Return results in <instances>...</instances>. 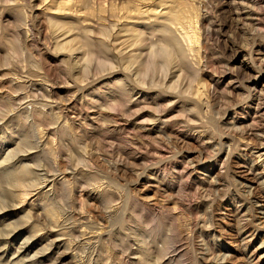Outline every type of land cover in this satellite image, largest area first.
Segmentation results:
<instances>
[{"label": "rangeland", "instance_id": "obj_1", "mask_svg": "<svg viewBox=\"0 0 264 264\" xmlns=\"http://www.w3.org/2000/svg\"><path fill=\"white\" fill-rule=\"evenodd\" d=\"M170 1L0 0V264H264V12L201 0L198 53L148 64Z\"/></svg>", "mask_w": 264, "mask_h": 264}, {"label": "bare ground", "instance_id": "obj_2", "mask_svg": "<svg viewBox=\"0 0 264 264\" xmlns=\"http://www.w3.org/2000/svg\"><path fill=\"white\" fill-rule=\"evenodd\" d=\"M80 1V0H79ZM84 2L83 3H85L86 4V8H88V9H90V11L92 10V7H91V2H90V0H83ZM94 1V0H93ZM130 1V0H129ZM133 2L134 1H140V3H141V0H132ZM145 0H143V2H144ZM153 1V0H152ZM193 1V2H192ZM192 1H190V0H174V1H170L171 3V5L169 4V6L167 7V5H168V3L166 4V10L165 9H162V11L163 10H165V11H163V12H161V11H159V13L160 14H158V16L160 15V17H158V19L160 20V22H159V24H158V26L154 29V31H156V39H151V40H146V35H147V33L148 32H145L144 30H141V31H139V29H138V31H134V32H132L133 33V36H134V39H135V42H137L138 43V45H139V43L140 42H143V41H151V43H150V45H151V50L149 51V57H147V58H150L149 59V62H148V64L149 63H151L152 61H154V59H156V58H162V59H165V61L168 63L169 61H171L174 57H175V55L176 54H178L179 55V53H185L187 56L189 55V53L190 52H193V54L196 52V53H198L197 51H199V49H198V47L201 45L200 44V41H201V35H202V32L203 31H201L200 30V28H199V26H198V24H199V20H200V6H201V4L203 3V1L201 2V0H198V1H200V2H197L198 3V5L194 2V0H192ZM233 1V3L234 2H236L237 3V0H232ZM250 2H251V0H250ZM131 3V2H130ZM136 3V2H135ZM239 3V2H238ZM82 4V3H81ZM84 4V5H85ZM99 4V3H98ZM206 4V3H205ZM235 4V3H234ZM252 4H254L256 7H257V9H260L259 11H261V12H264V0H252ZM63 5V4H62ZM67 5V4H66ZM65 5V6H66ZM135 5V4H134ZM133 5V6H134ZM136 5H138V4H136ZM232 5V4H231ZM237 5V4H236ZM88 6V7H87ZM165 6V5H164ZM63 7H64V5H63ZM67 7V6H66ZM101 7V6H100ZM137 7V6H136ZM135 7V8H136ZM255 7V8H256ZM70 8V7H69ZM165 8V7H164ZM235 8H236V6H235ZM102 9V8H101ZM138 9H139V7H138ZM156 9V8H155ZM256 9V10H257ZM70 10V9H69ZM68 10V11H69ZM131 10V9H130ZM93 11V10H92ZM135 11V10H134ZM140 11V10H139ZM259 11L257 12V13H259ZM137 12V10L135 11V13ZM142 12V11H141ZM157 12V11H156ZM256 12V11H255ZM254 12V13H255ZM260 12V13H261ZM102 13V12H101ZM140 13V12H139ZM233 13V12H232ZM254 13H252L251 15L253 16V15H255ZM117 14V13H116ZM137 14V13H136ZM227 14V13H226ZM249 14V13H248ZM132 15V14H131ZM138 15V14H137ZM141 15V14H140ZM143 15V14H142ZM157 15V14H156ZM207 15V14H206ZM251 15H249V16H251ZM260 15V14H259ZM91 16V15H90ZM234 16V15H233ZM257 16V15H256ZM129 17V15L127 16V18ZM132 17V16H131ZM134 17V16H133ZM132 17V19H134ZM153 17V16H152ZM130 18V17H129ZM149 18V17H148ZM156 18V17H155ZM223 18V17H222ZM228 18V17H227ZM231 18V17H230ZM158 19H157V21H158ZM226 19V18H225ZM232 19H234L235 20V24H236V26L239 28V29H241V26H243L244 24L245 25H247L246 23H244V21H243V19H244V17H243V15L242 14H240V12L239 11H236V13H235V16H234V18L232 17ZM88 20V19H87ZM86 20V21H87ZM153 20H155V19H153ZM152 20V21H153ZM223 20V19H222ZM231 20V19H230ZM258 20H260L259 18H258ZM85 21V20H84ZM91 21V20H90ZM151 21V20H150ZM210 21V20H209ZM97 22V21H96ZM101 22V21H100ZM210 22H212V21H210ZM214 22V21H213ZM220 22V21H219ZM218 21L217 22H214V23H219ZM263 22V21H262ZM88 23V22H87ZM94 23V22H93ZM153 23V22H152ZM157 23V22H156ZM223 23V22H222ZM225 23H227V20L225 21ZM211 24V23H210ZM209 24V25H210ZM219 24H221V23H219ZM249 24V26H251V27H254L255 29H257V31H262V30H264V24L263 23H260V24H258L257 25V23L256 24H253V22H249L248 23ZM125 25V24H124ZM213 25H215V24H213ZM205 26V25H204ZM212 26V25H211ZM95 27V26H94ZM135 27V26H134ZM134 27H133V30H134ZM219 27V26H218ZM223 27V26H222ZM245 27V26H244ZM207 29V28H206ZM216 29V28H215ZM219 29V28H218ZM130 31H131V29H129ZM136 30V29H135ZM207 33H209V34H211V32H210V30L208 29V32ZM221 33V32H220ZM261 33V32H260ZM88 34H89V32H88ZM204 34V33H203ZM91 36V35H90ZM129 36V35H128ZM209 37V36H208ZM207 37V38H208ZM94 38V37H93ZM92 38V39H93ZM148 38V37H147ZM205 38V37H204ZM213 38V37H212ZM95 39V38H94ZM209 39V38H208ZM102 40V39H101ZM202 40H203V38H202ZM207 40V39H206ZM253 41H254V39H253ZM134 42V41H133ZM205 42V41H204ZM204 42H201V43H204ZM104 43V42H103ZM149 43V42H148ZM94 44V43H93ZM145 43L143 42V45H144ZM142 45V44H141ZM142 45V46H143ZM146 45V44H145ZM205 45V44H204ZM141 46V47H142ZM254 46V45H253ZM146 47H148V46H146ZM205 47V46H204ZM204 47H202V48H204ZM208 48H209V46H207ZM206 47V49H208ZM137 48V47H136ZM200 48V47H199ZM201 48V49H202ZM198 49V50H197ZM251 49H252V47H251ZM197 50V51H196ZM209 50V49H208ZM139 51V50H138ZM144 51V50H143ZM201 51V50H200ZM133 52V51H132ZM135 53V52H134ZM137 53V52H136ZM142 53V52H141ZM182 53V54H183ZM138 54V53H137ZM181 54V55H182ZM190 54H192V53H190ZM202 54V53H201ZM201 54H197L199 57L200 56H202ZM250 54V53H249ZM178 55H176V56H178ZM195 55V54H194ZM136 56V55H135ZM138 56V55H137ZM143 56V55H142ZM189 56H191V55H189ZM182 57L183 58H185L183 55H182ZM193 57V56H192ZM196 59H197V57L196 56H194ZM135 58V57H134ZM180 58V56L178 57V59ZM202 57H200V59H201ZM140 59V58H139ZM143 59V58H142ZM195 59V60H196ZM199 59V60H200ZM205 59V58H204ZM207 59V58H206ZM205 59V60H206ZM198 59H197V61H199ZM202 60V59H201ZM204 60V61H205ZM196 61V62H197ZM139 62V61H138ZM195 62V61H194ZM199 62H201V61H199ZM198 62V63H199ZM263 62V61H262ZM262 62H260L262 65H263V63ZM140 63V62H139ZM155 63V62H154ZM183 63V62H182ZM200 65V64H199ZM197 66V65H196ZM167 67V66H166ZM200 68H201V66H199ZM142 70V69H141ZM198 70H201V69H198ZM146 75V74H145ZM135 79V78H134ZM164 79V78H163ZM214 82L216 83V81L214 80ZM212 82H210V84H211ZM206 83H204V85H205ZM209 84V83H208ZM215 85H217V84H215ZM206 86V85H205ZM214 86V85H213ZM207 87V86H206ZM216 88V87H215ZM252 88V87H251ZM255 88V87H254ZM202 89V88H201ZM127 90V89H126ZM197 91V90H196ZM208 91V90H207ZM200 92V91H199ZM206 92V91H205ZM210 93H212V92H210ZM214 94V93H213ZM252 93H250V95H251ZM207 95V94H206ZM211 97V96H210ZM253 98V97H252ZM205 99V98H204ZM212 99V98H211ZM254 99V98H253ZM214 100V99H213ZM259 104V103H258ZM259 107H260V105H259ZM208 110V109H207ZM261 111V108H258V111H257V113H259ZM36 115V114H35ZM59 115V114H58ZM263 117V116H262ZM261 117V118H262ZM62 118V117H61ZM264 118V117H263ZM67 121V120H66ZM70 122V121H69ZM259 121H255L254 123H258ZM257 125V124H256ZM67 126V125H66ZM69 126V125H68ZM252 126V125H251ZM254 126V125H253ZM252 126V127H253ZM234 130V129H233ZM251 135H257V136H255V137H258V138H260L259 140L262 142L260 145L261 146H264V139H263V137H261V135H263L264 136V134H262V131H261V134H260V129H259V131L258 130H253V132L251 133ZM201 139V138H200ZM47 142V141H46ZM49 146V145H48ZM246 147H247V149L249 150V151H251V154L252 155H254V154H257V155H255L256 156V158L258 159L257 161H259V163H258V166H255L254 164L253 165H251V167H250V171H252V173H254L255 174V176L256 177H259L260 179H263L262 180V182H261V186H260V188H261V191H262V193H263V195H264V149H262L263 147H260L259 149H257L258 147H254V146H252L250 143H247V145H246ZM255 150H258V151H255ZM263 150V151H262ZM255 152H257V153H255ZM193 165V164H192ZM191 166V165H190ZM29 167V166H28ZM28 167H24V168H21V170H19V171H16L17 173H15V179H13V180H15V184L16 185H18V186H20L21 187V195H22V197L24 198V194H26V193H28V191L26 190L28 187H32V184H31V182L30 183H27V182H25L26 180H25V178H24V176H26V173H28V171H29V169H28ZM187 168V167H186ZM189 168V167H188ZM172 169V168H171ZM184 169V168H183ZM32 171V170H31ZM184 171H186V170H184ZM164 173V172H163ZM189 175V174H188ZM27 177V176H26ZM13 178V177H12ZM32 180V179H31ZM40 181V180H39ZM56 181V180H55ZM54 181V182H55ZM13 182V181H12ZM11 182V183H12ZM33 183V182H32ZM36 183V182H35ZM44 183V186L43 187H41L40 185H38V187L40 186V188H41V190H43L44 188H45V183L47 184V183H49V179H47L45 182H43ZM212 183V182H211ZM31 184V185H30ZM185 184V183H184ZM213 184V183H212ZM48 185H50V184H47L46 186H48ZM214 185V184H213ZM53 186H54V183L52 182L51 183V186L50 187H52L53 188ZM181 186H182V184H181ZM212 187V186H211ZM37 188V187H36ZM190 188V187H189ZM197 189V188H196ZM40 190V189H39ZM109 191V190H108ZM188 191V190H187ZM31 192V191H30ZM28 193V196L29 195H32L31 193ZM250 192H251V190H250ZM252 193V192H251ZM15 194V193H14ZM37 194H38V192H37ZM37 194H35V195H37ZM46 194H47V192H46ZM253 195V194H252ZM14 196V195H13ZM18 196V195H17ZM26 198V197H25ZM25 200V199H24ZM187 200V199H186ZM20 201H22V200H20ZM24 203V202H23ZM49 205V204H48ZM54 207V206H53ZM54 209V208H53ZM52 208H49L48 209V212H49V216H50V220L52 221V223L54 224V226H55V224H58L59 223V221H60V219H59V217H60V214H58L57 212H56V210H53ZM49 220V221H50ZM12 224V223H11ZM20 226V225H19ZM95 230V229H94ZM85 231V230H84ZM12 233L14 232V231H11ZM11 232L9 231L8 232V234L10 233L11 234ZM92 235V234H91ZM99 235H101V231H100V233L98 232H94L93 233V236H99ZM87 236V235H86ZM263 241V240H262ZM22 245H24V244H22ZM5 246V245H4ZM27 246H28V242L26 243V245H24V246H22V248L23 249H26L27 248ZM177 249V248H176ZM20 250H22V249H20ZM160 258V257H159ZM1 259V258H0ZM94 260V259H93ZM92 262V261H91ZM83 264V263H82ZM157 264V263H156Z\"/></svg>", "mask_w": 264, "mask_h": 264}]
</instances>
